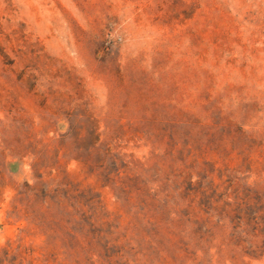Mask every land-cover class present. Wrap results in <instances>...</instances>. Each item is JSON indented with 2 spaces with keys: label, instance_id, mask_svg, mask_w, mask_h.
Returning <instances> with one entry per match:
<instances>
[{
  "label": "rangeland",
  "instance_id": "obj_1",
  "mask_svg": "<svg viewBox=\"0 0 264 264\" xmlns=\"http://www.w3.org/2000/svg\"><path fill=\"white\" fill-rule=\"evenodd\" d=\"M0 264H264V0H0Z\"/></svg>",
  "mask_w": 264,
  "mask_h": 264
},
{
  "label": "trees",
  "instance_id": "obj_2",
  "mask_svg": "<svg viewBox=\"0 0 264 264\" xmlns=\"http://www.w3.org/2000/svg\"><path fill=\"white\" fill-rule=\"evenodd\" d=\"M195 193H194V197L198 194V192L197 191H194ZM110 258V257H109Z\"/></svg>",
  "mask_w": 264,
  "mask_h": 264
}]
</instances>
